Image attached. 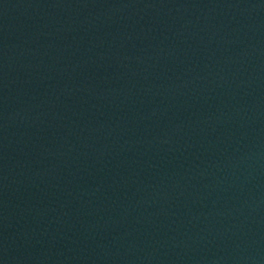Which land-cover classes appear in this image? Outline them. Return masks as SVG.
I'll use <instances>...</instances> for the list:
<instances>
[{
  "label": "water",
  "instance_id": "95a60500",
  "mask_svg": "<svg viewBox=\"0 0 264 264\" xmlns=\"http://www.w3.org/2000/svg\"><path fill=\"white\" fill-rule=\"evenodd\" d=\"M0 264H264V0H0Z\"/></svg>",
  "mask_w": 264,
  "mask_h": 264
}]
</instances>
